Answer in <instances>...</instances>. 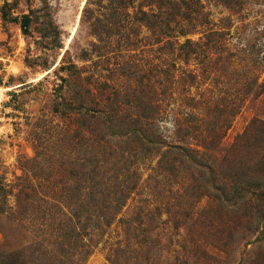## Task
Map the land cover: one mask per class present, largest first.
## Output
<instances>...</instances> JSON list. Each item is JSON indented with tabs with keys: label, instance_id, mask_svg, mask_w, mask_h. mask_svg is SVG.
Segmentation results:
<instances>
[{
	"label": "rangeland",
	"instance_id": "374dc122",
	"mask_svg": "<svg viewBox=\"0 0 264 264\" xmlns=\"http://www.w3.org/2000/svg\"><path fill=\"white\" fill-rule=\"evenodd\" d=\"M175 1L162 8L143 1L144 11L161 12L150 29L138 8L119 0H0V264H79L80 244L89 241L84 264H264V204L220 202L208 185L230 182L236 171L251 181L264 159V131L234 148L253 121L264 122V91L256 96L254 87L243 102L238 95L247 82H264V0L239 11L201 0L185 21ZM162 19L173 36L179 21L185 25L187 35L176 38L196 42L199 59L180 58L177 46V56L160 50ZM210 28L226 36L208 40ZM172 64L168 79L162 66ZM151 78L152 91L138 95L160 110L159 135L205 151L202 167L177 149L164 159L137 144L130 149L129 99L104 84L140 91ZM69 102L79 110L66 111ZM225 118L219 142L199 146L218 137L211 132ZM97 168L112 176L130 170L137 191L112 226L83 230L81 207L92 200L83 202L81 190L93 187L104 199L99 179L82 181Z\"/></svg>",
	"mask_w": 264,
	"mask_h": 264
},
{
	"label": "trees",
	"instance_id": "16d2710c",
	"mask_svg": "<svg viewBox=\"0 0 264 264\" xmlns=\"http://www.w3.org/2000/svg\"><path fill=\"white\" fill-rule=\"evenodd\" d=\"M119 1L120 2L122 1V3L126 5V6L124 5L125 9H128L130 7L133 8L135 7L136 9L138 8L137 16L140 15V18L138 20L139 22L147 25V27H149L150 29L158 26L159 24L158 21L154 22L152 21L151 18L156 19L157 18L156 14H157L158 19H160L161 12L154 14L143 10L145 3L148 1L147 5L150 6L153 3V0L151 1L139 0L141 2L139 3L138 7L134 6L136 0H119ZM154 1L157 2L160 8L163 7L162 5H166L165 2L173 3L172 0H154ZM207 1L210 2V1H218V0H207ZM248 1H252V0H222L221 3L230 10L239 11L240 9H243L244 4ZM176 4L179 8L178 10L179 14L177 15L181 17V21L190 19L192 12H194V14H197V9L202 8L201 0H178ZM121 5L123 6V4ZM168 22L169 20L162 19L163 26L161 29H163L162 33L163 35H165V37H163L160 40L161 43L160 50L166 54L171 53L169 55L174 56L176 55V46H177L179 51H181V53L178 54L180 58L183 57L184 59L187 60L190 59L192 56H195L196 59H199L201 57L202 52L198 49L199 46L196 42H193L191 39H187L184 43H180L179 40L177 39L179 36L187 35L188 31L186 30L185 25H182V22L179 21L177 24L178 36H173L174 35L173 31L175 30H171ZM27 26H28V20L27 18H25L23 19V30L25 34L27 33ZM207 33L208 35L205 36H207L208 40L213 36L220 38H224L226 36L225 32L213 28L207 30ZM174 37L175 38L177 37L176 40H174ZM214 60L215 58H213V56L210 57L209 63L215 64L216 66L214 69H217L216 67H218V61L217 60L214 61ZM173 66H174L173 64L170 66L169 65L162 66V69L164 70L161 71L165 73L163 74L164 77H167L169 79L170 71H171L170 68H172ZM150 77L151 76H148V78ZM259 79L260 78H257L256 80H252V81L250 80L251 83L247 82V84L244 85L243 89L238 91L239 92L238 95L242 97L240 101L243 102L246 99V97H248L254 91V87L259 88V91L256 93V96H259L263 93L264 82L257 85ZM151 80L152 78L148 81V85L145 87V90H140V91L137 89L139 88L138 86L128 85L127 86L128 90H124L122 88L120 89L114 88L115 86L110 87L109 84H104L105 87L111 88L114 94L117 96L125 92L126 97L129 99L128 107H129V112L131 113V119L133 120V127H132L133 136L131 137H133V139L135 140L134 144L133 143L131 144L130 149H134L137 144L141 149L148 148L150 155L153 154L152 157H158L160 155V157L162 156V159L165 158V155L167 154L168 151H173L177 149L180 152H182L189 160L195 159V161H197V166L202 167V159L206 158L207 156V153L205 151L195 150L193 148L184 145H175L174 142H168L167 138L165 137L163 138L161 135H159L160 129L158 128L157 125V115H159L160 110L159 109L153 110L155 108L153 106L151 108L150 105L147 107L148 102L144 101L145 98L138 95V93H142L143 96L144 95L148 96V93L146 92H151L153 89L152 84H150ZM135 84H137V82H135ZM166 88L169 90L170 86ZM130 91H131V95H130ZM67 105L68 106H66L67 107L66 111L79 110L78 108H75V105L72 102H69ZM79 108H81V106ZM226 112H228V110L225 109L220 110V114L222 115L223 113ZM68 115L69 114L66 113V116ZM228 121L229 120L225 118L222 126L219 124L220 122H215L213 132L211 133H214V135L218 137L214 138V140L212 138L204 139L200 142L199 146H201L205 150L210 149L209 145H213V142L215 140L217 141L219 138L222 137L221 136L222 129L224 128L225 124L226 127H228V123H229ZM258 131H262V132L264 131V122L253 121L250 124V126L246 129L244 134L237 138V141L234 144V148H237L238 146L249 142L248 140H250L254 136V134ZM197 132H198L197 137L198 139H200L201 136L199 133L203 135L202 133L203 130L201 132L200 130ZM218 142H216V144ZM171 161L172 163L170 164V171L171 174H173L172 170L177 168V163L174 160ZM198 161L200 162L199 165H198ZM260 164L261 165L258 166L253 172L254 174H257V177L254 176L255 179L252 178L251 181L249 180L242 181L243 175L242 173H239V171L235 172L236 174L235 179H232L230 182L229 180H225V178H222L221 180H218L219 178L217 179L214 178L213 180H210L208 185L209 186L212 185V188L214 189L212 190L217 193V195L215 196H214V192L212 193L213 198L217 199L220 202L222 201L224 202L230 196L231 197V199L229 198L231 200L230 202H238L240 200L250 199V200H257L258 202H262L264 204V180L262 181L261 178H258L259 176L262 178L264 177V159L260 161ZM98 170L99 168L95 170V172L93 173L94 174L93 177L89 178L88 176L90 175V172L92 173V171L88 172V174L87 173L84 174L82 177V181H87L90 179H94L97 181V179H99V185H100L99 187L104 192V199L102 198L99 199L98 193L93 189V187L84 188V190L83 189L81 190V194L83 196V202L86 201L88 198L92 200L88 204L84 203V207H81V213L79 214V219L80 221H82L81 219H83V221L86 223L85 227H83V230H86L89 226H91V223H98V222L102 224L101 226H104L105 228H109L110 226H112L116 218V215L121 213L128 199L131 198V196L137 191L138 183L132 182L133 177L132 179L130 178V174H131L130 170L124 175L118 174L116 176H112V174L106 170H100V171ZM207 197H210V195H207ZM96 199H98L99 201H96ZM160 203L161 204H159L158 206L164 204V202L163 204L162 202ZM144 210L147 209L143 207L136 212L137 217H135L132 220L133 225L134 223L136 224L137 222H140L144 219L145 216ZM109 215L111 216V219L108 218ZM104 227H102L101 229H103ZM88 235L89 234H86L85 236ZM80 248H82V252L79 260V262L80 261L81 262L79 264L81 263L84 264L89 258V256L92 254L91 242L90 241L89 243L81 242Z\"/></svg>",
	"mask_w": 264,
	"mask_h": 264
}]
</instances>
